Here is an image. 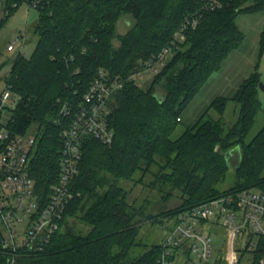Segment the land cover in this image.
Wrapping results in <instances>:
<instances>
[{
	"label": "trees",
	"instance_id": "trees-1",
	"mask_svg": "<svg viewBox=\"0 0 264 264\" xmlns=\"http://www.w3.org/2000/svg\"><path fill=\"white\" fill-rule=\"evenodd\" d=\"M14 1L21 0H5V6ZM196 1L50 0L39 10L36 46L30 56L15 53L4 83L19 97L10 129L20 134L36 129L30 173L45 200L61 168L62 133L70 120L62 115L63 108L78 107L99 70L124 78V85L111 101L108 121L115 132L113 142L84 141L74 182L77 194L60 229L44 250L36 252L13 254L0 236V264L12 258L17 264H156L162 244L143 243V223H174L179 213L201 202L264 186V126L245 141L261 109L257 70L232 97H216L195 123L172 136L182 121L181 112L242 43L238 14L264 12V0H235L204 13L147 87L128 79L170 41ZM127 14L135 21L120 34L118 22ZM10 16L2 18L0 27ZM230 100L238 104L239 114L226 125L222 115ZM211 108L221 117L206 119ZM237 146L240 163L225 189L226 153ZM130 183L162 193L163 201L179 192L182 201L163 209L152 205V198L132 199Z\"/></svg>",
	"mask_w": 264,
	"mask_h": 264
},
{
	"label": "built area",
	"instance_id": "built-area-1",
	"mask_svg": "<svg viewBox=\"0 0 264 264\" xmlns=\"http://www.w3.org/2000/svg\"><path fill=\"white\" fill-rule=\"evenodd\" d=\"M49 1L21 0L5 6L2 0L0 22L23 4L39 11ZM234 2L197 0L170 41L128 79L142 86V80L160 73L169 57L180 48L186 32L199 25L204 13L223 9ZM26 33L20 32L7 45V51L22 52L27 42ZM123 85L124 78L99 70L78 107L75 110L63 108L62 115L70 120L62 133L61 168L58 181L45 200L30 173L36 135L15 133L10 129L19 97L5 84L0 92V228L13 254L44 250L60 229L61 220L77 194L74 182L83 157L84 141L113 142L115 132L108 121L111 101ZM164 226L167 235L161 243L162 253L156 264H264V186L258 190L229 192L201 202L179 213L174 223ZM21 227H24L22 238ZM215 235L223 237L225 245L214 259L212 240ZM12 264H17L14 258Z\"/></svg>",
	"mask_w": 264,
	"mask_h": 264
},
{
	"label": "rangeland",
	"instance_id": "rangeland-1",
	"mask_svg": "<svg viewBox=\"0 0 264 264\" xmlns=\"http://www.w3.org/2000/svg\"><path fill=\"white\" fill-rule=\"evenodd\" d=\"M38 19L39 11L33 8L30 9L27 5L23 4L10 16L5 24L0 27V92L5 87L4 78L10 72L16 53L7 51V45L13 41L20 32L26 31L27 42L22 49V53L25 56H30L39 38L38 34L34 32V27ZM134 21V17L131 14L123 16L118 22V32L120 34L126 33L131 28ZM236 23L244 34L242 43L227 56L221 69L215 72L209 78V80L203 85L189 105L181 112L183 120L179 123L177 130L172 135L173 138L178 137L187 126L195 123L197 119L203 113H205V110L213 99H215L220 94L225 96L228 95L223 93L224 90H226V87L223 88L222 85L224 83L225 77L229 74L228 71L230 66L239 64L241 61L243 69L245 68V72L243 73L244 75L251 74L257 69V71L261 74V81L264 82V53L262 55L259 53V36L261 31L264 29V12L249 11L240 13L236 17ZM177 50L178 49H176L174 53ZM150 81V77L142 80V86L147 87ZM259 98L261 100V109L257 114L253 128L246 137V142H250L264 126V91L261 89L259 91ZM238 114V104L235 101L230 100L222 117L225 120L226 125H231L236 121ZM220 117L221 114L213 108L209 109L205 115L206 119H218ZM27 133L30 135H36L37 132L35 128H32ZM234 149H240V147L237 146ZM226 158L229 165V172L227 180L222 184V188L225 189L230 187L233 183L235 168L237 166V163L234 159L232 160L231 158ZM128 185L133 190L131 195L132 199L141 200L146 197L152 198V205L153 202H155V205H157L159 208L170 209L178 206L182 201L179 192H174V195L169 200L163 201L160 198L162 193L159 195L155 191L150 192L143 184L133 185V183H130ZM250 189L258 190L259 186L250 187ZM23 229L24 227L19 229L21 236L20 238H22ZM166 235L167 228L160 223L155 225L149 222L143 223L140 229V238L145 244H152L154 242L161 244L165 240ZM212 244L214 250L213 258L215 259L217 254H221V250L225 245V242L223 237L220 235H215L213 237ZM143 248L144 247L138 248L137 252H142Z\"/></svg>",
	"mask_w": 264,
	"mask_h": 264
},
{
	"label": "crops",
	"instance_id": "crops-1",
	"mask_svg": "<svg viewBox=\"0 0 264 264\" xmlns=\"http://www.w3.org/2000/svg\"><path fill=\"white\" fill-rule=\"evenodd\" d=\"M259 49H260V36H259ZM256 68H257V65H256ZM228 72H229V74H228V76L225 77V80H224V83H223L222 87L223 88L226 87V90H224V92H223V93L228 94L226 97H232L236 93V91L238 90V88L240 87V85L242 84V82L247 77H249L253 72L251 74H245L244 75L243 73L245 72V68L243 69V66L241 64V61H240L239 64H235L233 66H230ZM218 93H222V92H218ZM219 96H225V95L220 94ZM238 155H240L239 154V151L237 149L233 150V153L231 155V159L232 160L233 159H237L238 158Z\"/></svg>",
	"mask_w": 264,
	"mask_h": 264
},
{
	"label": "water",
	"instance_id": "water-1",
	"mask_svg": "<svg viewBox=\"0 0 264 264\" xmlns=\"http://www.w3.org/2000/svg\"><path fill=\"white\" fill-rule=\"evenodd\" d=\"M259 89H261V90L264 91V82H263V81H260V83H259ZM233 150H235V149H232V150L228 151V152L226 153V157L231 158V155H232V153H233ZM240 159H241L240 155H238V158H237V159H234V160L236 161L237 165L240 163ZM151 216H152V215L149 214V215H148V218L150 219ZM0 236H1V238H2V241H3L4 246H7V245H8V241H7V240L5 239V237L3 236V233H2V231H1V228H0ZM7 264H12V259H9Z\"/></svg>",
	"mask_w": 264,
	"mask_h": 264
}]
</instances>
